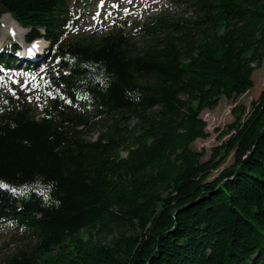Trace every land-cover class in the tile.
<instances>
[{
	"label": "trees",
	"instance_id": "trees-1",
	"mask_svg": "<svg viewBox=\"0 0 264 264\" xmlns=\"http://www.w3.org/2000/svg\"><path fill=\"white\" fill-rule=\"evenodd\" d=\"M71 1L0 0L52 70L40 117L25 92L0 99V230L32 243L0 264H264V87L209 159L191 149L204 110L253 88L264 0H173L192 15L144 24L140 48L122 30L68 42Z\"/></svg>",
	"mask_w": 264,
	"mask_h": 264
},
{
	"label": "rangeland",
	"instance_id": "rangeland-1",
	"mask_svg": "<svg viewBox=\"0 0 264 264\" xmlns=\"http://www.w3.org/2000/svg\"><path fill=\"white\" fill-rule=\"evenodd\" d=\"M173 0H72L71 10L74 16L71 33L66 38L70 43L81 42L88 43L97 40L108 31L123 33L133 32L132 42L136 48L143 46L146 37L138 34V29L149 21L160 16H165L171 20L180 17H190L192 11L188 6ZM101 4L103 6H101ZM117 5V7H112ZM127 9V13L125 12ZM5 16V15H4ZM4 16H0V52L6 49V54H11L17 59L15 70H0V99L10 97L18 91L26 93V102L32 108L36 118L41 116V110L46 102V91L44 86H38V79L43 76H49L51 69L45 67L43 51L48 47L47 42L38 40L27 44L24 37L27 32L21 34L17 39V34L7 31ZM10 18V17H9ZM17 37V38H15ZM23 40V42H22ZM16 45L18 52L11 53L12 46ZM8 52V53H7ZM34 58L35 63H26ZM36 69H33L35 67ZM255 67V65H254ZM39 74L36 76V74ZM253 88L243 95L233 98H221L217 107L213 110H204L200 117L206 123L207 137L198 139L192 145L193 151L203 154V160L209 159L212 148L217 147L223 141L228 139V126L234 121L232 110L234 107L242 106L246 112L250 108L251 101L257 99L259 93L264 87V60L259 66H256L252 73ZM107 123L101 122L94 124L91 129L85 132L86 137L93 140L98 134L107 130ZM121 156H125L122 152ZM232 158L228 157L220 168L214 171L209 177L213 179L223 169L231 165ZM111 237L105 242H109ZM31 242L21 237L15 236L9 228L0 230V260L5 256L13 254L18 248L29 247Z\"/></svg>",
	"mask_w": 264,
	"mask_h": 264
},
{
	"label": "bare ground",
	"instance_id": "bare-ground-1",
	"mask_svg": "<svg viewBox=\"0 0 264 264\" xmlns=\"http://www.w3.org/2000/svg\"><path fill=\"white\" fill-rule=\"evenodd\" d=\"M4 18L6 20L5 21H1V23L5 24L7 31H9L10 33L12 32L13 34H15V36L17 34V37H19V38H17V37H15V38L20 39L21 38L20 35L23 34V33H25V30H23L22 28H20L14 21H12L9 18L8 15H5ZM39 41H42L43 42V40H38L37 42H39ZM22 42H23V40H22ZM34 43H36V42H34Z\"/></svg>",
	"mask_w": 264,
	"mask_h": 264
},
{
	"label": "snow or ice",
	"instance_id": "snow-or-ice-1",
	"mask_svg": "<svg viewBox=\"0 0 264 264\" xmlns=\"http://www.w3.org/2000/svg\"><path fill=\"white\" fill-rule=\"evenodd\" d=\"M129 2H131V0H129ZM101 6H103L102 4H101ZM112 7H117V5H112ZM125 12L127 13V9H125ZM5 185H3V184H0V187H4ZM12 191H15V189H11Z\"/></svg>",
	"mask_w": 264,
	"mask_h": 264
},
{
	"label": "water",
	"instance_id": "water-1",
	"mask_svg": "<svg viewBox=\"0 0 264 264\" xmlns=\"http://www.w3.org/2000/svg\"><path fill=\"white\" fill-rule=\"evenodd\" d=\"M25 32H27V31H25Z\"/></svg>",
	"mask_w": 264,
	"mask_h": 264
}]
</instances>
